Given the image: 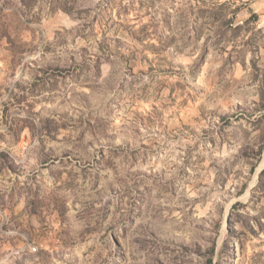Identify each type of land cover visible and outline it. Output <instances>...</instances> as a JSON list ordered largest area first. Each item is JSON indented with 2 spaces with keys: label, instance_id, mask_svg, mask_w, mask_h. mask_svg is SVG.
I'll list each match as a JSON object with an SVG mask.
<instances>
[{
  "label": "rangeland",
  "instance_id": "374dc122",
  "mask_svg": "<svg viewBox=\"0 0 264 264\" xmlns=\"http://www.w3.org/2000/svg\"><path fill=\"white\" fill-rule=\"evenodd\" d=\"M264 0H0V264H264Z\"/></svg>",
  "mask_w": 264,
  "mask_h": 264
},
{
  "label": "bare ground",
  "instance_id": "6f19581e",
  "mask_svg": "<svg viewBox=\"0 0 264 264\" xmlns=\"http://www.w3.org/2000/svg\"><path fill=\"white\" fill-rule=\"evenodd\" d=\"M263 165H264V154H263V158H262V160H261V162L259 164V168H261Z\"/></svg>",
  "mask_w": 264,
  "mask_h": 264
}]
</instances>
